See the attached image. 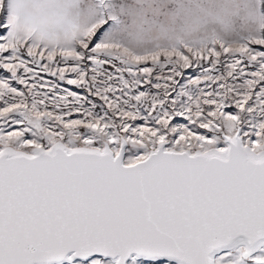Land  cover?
<instances>
[{
    "label": "snow or ice",
    "instance_id": "6c2138e0",
    "mask_svg": "<svg viewBox=\"0 0 264 264\" xmlns=\"http://www.w3.org/2000/svg\"><path fill=\"white\" fill-rule=\"evenodd\" d=\"M237 238L264 243V0H0V264Z\"/></svg>",
    "mask_w": 264,
    "mask_h": 264
},
{
    "label": "rangeland",
    "instance_id": "374dc122",
    "mask_svg": "<svg viewBox=\"0 0 264 264\" xmlns=\"http://www.w3.org/2000/svg\"><path fill=\"white\" fill-rule=\"evenodd\" d=\"M235 249L232 250L230 264H236V262L239 260V253ZM220 254L216 255L214 257V260L217 259ZM257 258L264 259V244L260 248H258L255 252L251 253L250 258L243 260L242 264H253L254 259Z\"/></svg>",
    "mask_w": 264,
    "mask_h": 264
},
{
    "label": "bare ground",
    "instance_id": "6f19581e",
    "mask_svg": "<svg viewBox=\"0 0 264 264\" xmlns=\"http://www.w3.org/2000/svg\"><path fill=\"white\" fill-rule=\"evenodd\" d=\"M238 241H239V240H237V242L234 243V248H233V249L238 248V247L240 246L239 243H238ZM262 244H264V243H261V244L258 245L255 249L257 250L258 248H260ZM233 249H232V250H233ZM213 259H214V257H213Z\"/></svg>",
    "mask_w": 264,
    "mask_h": 264
},
{
    "label": "water",
    "instance_id": "95a60500",
    "mask_svg": "<svg viewBox=\"0 0 264 264\" xmlns=\"http://www.w3.org/2000/svg\"><path fill=\"white\" fill-rule=\"evenodd\" d=\"M239 239H241V238H237V240H239ZM234 243H235V242H234ZM260 244H261V243H260ZM260 244H258V245H260ZM258 245H257V246H258ZM262 245H263V244H262ZM262 245H261V246H262ZM257 246H256V247H257ZM255 251H256V249H255L254 251H252L251 253H253V252H255ZM218 254H220V253L214 251V252L211 254V255H212V258L215 257V256L218 255Z\"/></svg>",
    "mask_w": 264,
    "mask_h": 264
}]
</instances>
